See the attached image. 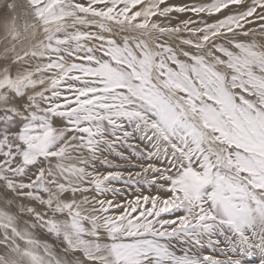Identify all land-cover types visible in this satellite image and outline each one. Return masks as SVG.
<instances>
[{"label": "snow or ice", "instance_id": "snow-or-ice-1", "mask_svg": "<svg viewBox=\"0 0 264 264\" xmlns=\"http://www.w3.org/2000/svg\"><path fill=\"white\" fill-rule=\"evenodd\" d=\"M117 144L144 161L127 180L95 166ZM222 243L264 264V0H0V264H221Z\"/></svg>", "mask_w": 264, "mask_h": 264}, {"label": "rangeland", "instance_id": "rangeland-1", "mask_svg": "<svg viewBox=\"0 0 264 264\" xmlns=\"http://www.w3.org/2000/svg\"><path fill=\"white\" fill-rule=\"evenodd\" d=\"M133 144H138V143L133 142ZM130 153H131V149H130ZM124 156L125 157H130L131 159H133L135 161V164L134 165L133 164H128L123 159L121 161V160H112L110 158L109 159L107 158L112 163V167H107V169H108V171H111V170L112 171H116L117 170V171L123 172L124 173V179L127 180L128 179V175H127L128 172L131 171L134 174L136 171H139V168L136 165H139L140 163H143L144 161L141 158H137V157H134L132 155L129 156L126 153H124ZM102 160L103 159H99L98 160L99 163ZM114 165H115V167H114ZM133 179H135V176H133ZM112 187L120 189V194L115 197L116 200H120V201L132 200L137 195H150V194L155 195V194H157V191H158L157 187H149L147 184L140 183V184L124 185L122 182H119V181L113 182ZM106 197L108 199H112L113 198L111 193H107ZM226 259L227 258H220L219 260L220 261L221 260L222 261H226Z\"/></svg>", "mask_w": 264, "mask_h": 264}, {"label": "bare ground", "instance_id": "bare-ground-1", "mask_svg": "<svg viewBox=\"0 0 264 264\" xmlns=\"http://www.w3.org/2000/svg\"><path fill=\"white\" fill-rule=\"evenodd\" d=\"M81 2H85V0H81ZM81 30H90V31H97L98 29L95 27V26H92L90 28H88L87 26L83 27ZM71 62V61H70ZM133 142H136V143H140V141L138 139H134V140H130L129 143H132ZM143 146V145H141ZM117 152H123V153H126L128 154L129 156H131L132 154L130 153V149L126 146V145H122V144H117L116 145V151H113V152H108V151H105L103 153V156H101L100 159H103L104 157H107L108 159H112V160H121L122 161V158L117 155ZM113 162V161H112ZM118 163V162H117ZM144 163V162H143ZM119 164V163H118ZM124 164V163H123ZM95 166H96V169L102 173H106L108 171L107 167L102 163L97 160L95 162ZM124 166V165H123ZM115 167V165H114ZM120 167V166H119ZM91 171V168L89 169ZM131 170V169H130ZM112 171V170H111ZM117 171V170H116ZM89 195L91 196L92 193H89ZM152 195V194H150ZM49 243L55 245L56 241L54 238H49ZM221 249H223L224 251H221ZM202 254L203 255H212L214 256L216 259H220V258H227L228 259V256L230 255V253H228L227 251V246L226 244L222 243L220 245L219 248H216V249H212V248H207L205 247L203 250H202ZM227 259L226 261H222L221 260V264H227ZM259 261H260V256L259 254L257 253V255L253 256L252 258L248 259L245 261V264H259Z\"/></svg>", "mask_w": 264, "mask_h": 264}]
</instances>
